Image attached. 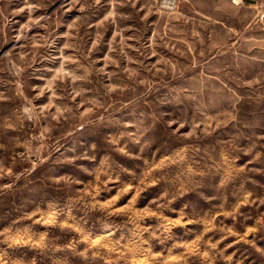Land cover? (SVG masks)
Masks as SVG:
<instances>
[{
    "label": "rangeland",
    "instance_id": "rangeland-1",
    "mask_svg": "<svg viewBox=\"0 0 264 264\" xmlns=\"http://www.w3.org/2000/svg\"><path fill=\"white\" fill-rule=\"evenodd\" d=\"M0 264H264V0H0Z\"/></svg>",
    "mask_w": 264,
    "mask_h": 264
},
{
    "label": "clouds",
    "instance_id": "clouds-1",
    "mask_svg": "<svg viewBox=\"0 0 264 264\" xmlns=\"http://www.w3.org/2000/svg\"><path fill=\"white\" fill-rule=\"evenodd\" d=\"M147 6L148 5H145V7H147ZM151 6L154 8V7L157 6V4L153 3ZM121 52L123 53V58H128V54L126 52H123V48H121ZM69 87L70 86L67 85V84H57V88L60 90V97H59L60 102H62V103L66 102L67 100L74 98V95L80 94L79 92L76 91L75 88H73L72 91H69ZM42 94H43L42 91L38 92L37 96H40ZM53 98L56 99L55 96ZM86 103H88V102L86 101ZM160 103H163V102L161 101ZM160 103H156V102L149 103L148 108L150 109V111L146 110L145 113L141 114V115H146L147 117L151 118V125L149 127L144 128L142 131H139V129H138L139 134L134 137V139H136L137 141H139L141 136H143L145 133L149 132L152 127L157 126V125L161 126L163 128V130L169 136H172L174 132L178 131V128L177 129H172V128L168 127L169 121L165 119V113L159 110L160 109ZM48 106L50 107L51 104H49ZM108 107H111V104H108ZM180 119H181V117H177L173 121V123H176L177 125H179ZM182 119H183V122L186 123V124L187 123H191V126L193 127V129H195L196 125H195V120L194 119L192 121H189V119L186 116L182 117ZM175 138L176 139H180L181 137L179 135H177ZM157 139H159V137H157ZM152 142H154V141H151V140L146 141L145 144L142 145V147H145L147 144L152 143ZM160 147L161 148L164 147L162 142L160 143ZM165 176H166L165 173H160L157 176L156 181L157 182L165 181ZM133 177L135 178V180L137 179L136 176L133 175ZM145 187H146V185H144V181L143 180H140L139 184L130 183V184L126 185V186L122 185L118 195H123L127 191L135 190V195L139 196L140 192L144 191ZM167 194H168V192L166 190L165 191V195L160 196V197L157 198V200L152 201V203L156 205L158 210L161 207L164 206L163 204L160 203V201H165V203L167 202L166 201Z\"/></svg>",
    "mask_w": 264,
    "mask_h": 264
}]
</instances>
